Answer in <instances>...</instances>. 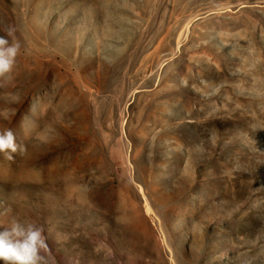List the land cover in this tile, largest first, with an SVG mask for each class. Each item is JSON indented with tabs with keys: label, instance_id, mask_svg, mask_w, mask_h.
<instances>
[{
	"label": "rangeland",
	"instance_id": "374dc122",
	"mask_svg": "<svg viewBox=\"0 0 264 264\" xmlns=\"http://www.w3.org/2000/svg\"><path fill=\"white\" fill-rule=\"evenodd\" d=\"M9 26L0 228L42 225L47 264H264V0H0Z\"/></svg>",
	"mask_w": 264,
	"mask_h": 264
},
{
	"label": "clouds",
	"instance_id": "9594fccd",
	"mask_svg": "<svg viewBox=\"0 0 264 264\" xmlns=\"http://www.w3.org/2000/svg\"><path fill=\"white\" fill-rule=\"evenodd\" d=\"M15 27L5 29L6 36H0V77L8 76L20 54L21 44L15 38ZM24 151L17 145L14 132L8 128L0 130V153L13 160L11 153ZM48 250L42 225L25 223L13 217L7 227L0 228V262L2 264H47L42 252Z\"/></svg>",
	"mask_w": 264,
	"mask_h": 264
},
{
	"label": "bare ground",
	"instance_id": "6f19581e",
	"mask_svg": "<svg viewBox=\"0 0 264 264\" xmlns=\"http://www.w3.org/2000/svg\"><path fill=\"white\" fill-rule=\"evenodd\" d=\"M26 65V64H25ZM24 67V66H23ZM127 218V216H125V213H121V219H123V218Z\"/></svg>",
	"mask_w": 264,
	"mask_h": 264
}]
</instances>
